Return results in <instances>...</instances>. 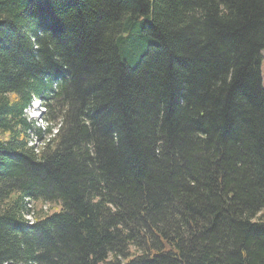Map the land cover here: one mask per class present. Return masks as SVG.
Returning <instances> with one entry per match:
<instances>
[{"label": "trees", "instance_id": "16d2710c", "mask_svg": "<svg viewBox=\"0 0 264 264\" xmlns=\"http://www.w3.org/2000/svg\"><path fill=\"white\" fill-rule=\"evenodd\" d=\"M263 52L264 0H0V264H264Z\"/></svg>", "mask_w": 264, "mask_h": 264}, {"label": "rangeland", "instance_id": "374dc122", "mask_svg": "<svg viewBox=\"0 0 264 264\" xmlns=\"http://www.w3.org/2000/svg\"><path fill=\"white\" fill-rule=\"evenodd\" d=\"M262 78H263V86H264V52H263V64H262ZM39 107L41 108V111L44 112L41 116H38V112H37ZM26 113L30 120L35 121L36 119L35 123L39 124L41 128L47 125V121L44 118V114H46L47 111H46V108L42 104H40V101L34 100V102L31 103L30 107L26 109ZM59 127H60V124H57L56 126H54L51 134L47 136V139L45 136L42 139L40 137L37 138L33 135L32 145L35 146L39 151L42 150L50 138H54L58 135ZM34 204H35L34 206H35L36 212H39L40 214H42L41 213L42 203L36 202ZM55 208L59 209V207L51 205L49 212L54 211Z\"/></svg>", "mask_w": 264, "mask_h": 264}, {"label": "bare ground", "instance_id": "6f19581e", "mask_svg": "<svg viewBox=\"0 0 264 264\" xmlns=\"http://www.w3.org/2000/svg\"><path fill=\"white\" fill-rule=\"evenodd\" d=\"M37 101H39V100H37ZM40 104H42V103L40 102ZM42 105L45 107L44 104H42ZM45 108H46V107H45ZM43 113H44V112L41 111V112H40V116H41ZM38 125H39V124H38ZM38 125H37V126H38ZM43 128H44V127H43Z\"/></svg>", "mask_w": 264, "mask_h": 264}]
</instances>
